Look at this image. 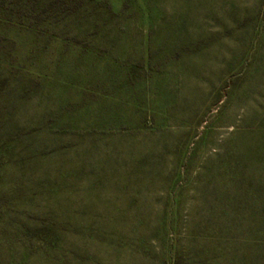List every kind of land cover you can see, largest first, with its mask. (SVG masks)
Instances as JSON below:
<instances>
[{"label":"rangeland","instance_id":"obj_1","mask_svg":"<svg viewBox=\"0 0 264 264\" xmlns=\"http://www.w3.org/2000/svg\"><path fill=\"white\" fill-rule=\"evenodd\" d=\"M70 1L32 0L39 26L15 8L0 33L2 258L32 215L74 213L120 238L136 212L155 219L175 160L153 156L163 143L186 151L180 242L186 225L249 222L264 207V0ZM236 247L264 264V248Z\"/></svg>","mask_w":264,"mask_h":264},{"label":"trees","instance_id":"obj_2","mask_svg":"<svg viewBox=\"0 0 264 264\" xmlns=\"http://www.w3.org/2000/svg\"><path fill=\"white\" fill-rule=\"evenodd\" d=\"M35 2L0 0V33L15 8L27 10L39 26L42 15L41 10L35 13ZM64 4L69 6L71 1L64 0ZM29 31L35 40L42 37L35 25ZM142 64L144 67L149 65ZM249 132L251 130L236 128L231 133L249 137ZM161 148L153 156L159 158L160 154L161 162L168 157L164 154L172 153L175 160L168 179L162 180L166 203L156 213L155 219H147L142 211L136 212L134 224L128 227L126 236L120 238L115 231L104 233L105 228L90 224L74 213L32 215L30 225L16 229L24 236V241L14 247L11 257L3 259L0 255V264H119L120 260L115 261L113 256L121 252L140 254L151 258L155 264H242L244 257L238 255L237 245L264 248V207L251 208L249 222L239 221L230 227L208 222L186 225L183 229L185 241L180 242L176 226L177 211L171 206L172 180L177 164L182 161L186 151L182 143L176 147V152L167 143H163ZM147 162L154 163L148 159ZM145 166L142 174L145 184H148L146 178L152 174ZM237 229L241 230L240 235L235 232Z\"/></svg>","mask_w":264,"mask_h":264}]
</instances>
